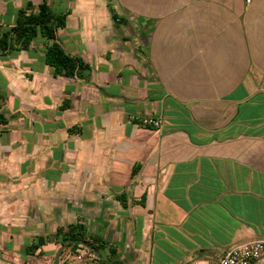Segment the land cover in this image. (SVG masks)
<instances>
[{
	"label": "crops",
	"instance_id": "crops-1",
	"mask_svg": "<svg viewBox=\"0 0 264 264\" xmlns=\"http://www.w3.org/2000/svg\"><path fill=\"white\" fill-rule=\"evenodd\" d=\"M42 1L0 0L10 44ZM47 2L90 69L54 75L40 35L0 51V264L208 263L264 240V0ZM75 223L103 245L62 246Z\"/></svg>",
	"mask_w": 264,
	"mask_h": 264
},
{
	"label": "trees",
	"instance_id": "trees-1",
	"mask_svg": "<svg viewBox=\"0 0 264 264\" xmlns=\"http://www.w3.org/2000/svg\"><path fill=\"white\" fill-rule=\"evenodd\" d=\"M30 7L28 5L26 8L19 10L16 23L9 31V34L13 35L14 42L19 44V47H15L8 42V33L0 32V51L4 48H27L30 41L40 35L47 42H50L47 43L44 51V62L53 67L54 75L83 78L85 72L90 69V65L81 57L67 53L57 38L58 29L66 25L68 12H52L47 0H43L35 12H28L27 10ZM112 18L117 24L128 22L127 19L118 17L114 13H112ZM4 121L5 118L0 114V122ZM84 231L80 223L68 224L66 226H58L54 236L59 239L62 246L69 245L73 250L79 244H84L97 251L103 245L102 241L97 237H91V240L86 239ZM42 244H44V239L39 238L37 243H32L26 250L30 253ZM111 250L113 252V249Z\"/></svg>",
	"mask_w": 264,
	"mask_h": 264
},
{
	"label": "built area",
	"instance_id": "built-area-1",
	"mask_svg": "<svg viewBox=\"0 0 264 264\" xmlns=\"http://www.w3.org/2000/svg\"><path fill=\"white\" fill-rule=\"evenodd\" d=\"M249 1V0H248ZM141 123L154 128L160 127V121L153 117H144ZM78 247H83L79 244ZM264 255V240H253L245 245L231 247L208 263L189 260L184 264H253Z\"/></svg>",
	"mask_w": 264,
	"mask_h": 264
}]
</instances>
